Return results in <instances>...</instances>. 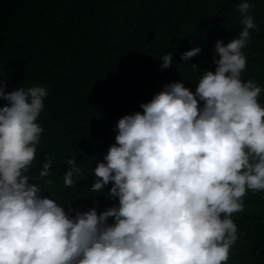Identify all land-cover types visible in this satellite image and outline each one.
I'll return each instance as SVG.
<instances>
[{
  "label": "clouds",
  "instance_id": "9594fccd",
  "mask_svg": "<svg viewBox=\"0 0 264 264\" xmlns=\"http://www.w3.org/2000/svg\"><path fill=\"white\" fill-rule=\"evenodd\" d=\"M253 6L235 5L243 27L227 43L215 40L216 67L195 78V92L184 80L169 82L141 102L143 111L117 120L115 143L96 161L89 190L98 194L112 182L108 196L117 202L99 212L69 215L66 202L41 195L46 188L29 168L47 88L5 91L0 81V264H226L238 239L232 213L244 208L247 190H264L262 88L241 78L242 49L249 30L258 31ZM200 51L187 49L181 59ZM159 58L161 69L174 63L171 51ZM51 163L44 159L40 179ZM67 164L71 186L80 168L73 158Z\"/></svg>",
  "mask_w": 264,
  "mask_h": 264
},
{
  "label": "trees",
  "instance_id": "16d2710c",
  "mask_svg": "<svg viewBox=\"0 0 264 264\" xmlns=\"http://www.w3.org/2000/svg\"><path fill=\"white\" fill-rule=\"evenodd\" d=\"M258 31L242 49V80L262 88L264 103V0H250ZM239 0H0V81L5 91L20 86L47 88L38 122L44 131L29 168L30 178L69 209L101 211L117 202L89 192L93 169L115 143L117 120L143 111L141 102L169 83L184 80L193 92L204 69L216 65L214 43L238 36ZM201 51L187 60L181 52ZM174 63L161 69L163 54ZM192 64L199 67L191 68ZM6 103L0 99V105ZM51 158L49 177L39 170ZM80 168L73 185H65L67 160ZM50 179V184L44 180ZM244 208L232 213L238 239L226 264H264V190H247ZM109 217V221H111Z\"/></svg>",
  "mask_w": 264,
  "mask_h": 264
}]
</instances>
